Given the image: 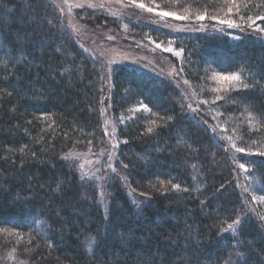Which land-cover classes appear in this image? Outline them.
I'll return each instance as SVG.
<instances>
[{
    "label": "trees",
    "instance_id": "16d2710c",
    "mask_svg": "<svg viewBox=\"0 0 264 264\" xmlns=\"http://www.w3.org/2000/svg\"><path fill=\"white\" fill-rule=\"evenodd\" d=\"M261 2L242 0L236 14L242 22L264 16ZM28 3L0 0V264H264L254 217L222 231L243 208L226 150L171 83L135 67L115 68L111 102L115 116L129 118L118 127V158L140 207L118 180L102 206L65 158L104 141L99 67L44 0ZM149 30L176 39L184 76L204 97L205 71L241 75L250 87L213 108L247 137L245 147L263 145L264 39ZM138 103L149 111H130ZM242 110L261 125L235 127ZM240 161L264 196V156L246 150Z\"/></svg>",
    "mask_w": 264,
    "mask_h": 264
},
{
    "label": "rangeland",
    "instance_id": "374dc122",
    "mask_svg": "<svg viewBox=\"0 0 264 264\" xmlns=\"http://www.w3.org/2000/svg\"><path fill=\"white\" fill-rule=\"evenodd\" d=\"M44 1L54 11L60 24L73 35L80 47L99 67L103 90L100 111L105 136L104 141L97 145L76 146L69 151L66 157L77 171L81 181L97 191L102 206L107 204L108 190L113 180H118L125 191L132 198L137 199L135 202L140 199V196L133 193L118 158V150L122 143L118 127L129 118H125L123 114L115 116L112 112L113 73L117 66L125 65L145 70L165 79L179 91L191 115L206 125L216 141L227 152V157L231 166H233L234 180L243 203L242 211L237 219L241 223L245 216L250 215L255 218L264 232V219H261V217H264V200H252L253 196L259 198L263 195L259 192L258 183L251 169L246 166L247 171L239 168V165L243 164L240 159L246 150L255 153L264 152V144L249 142L246 143L247 147H245L242 139L245 140L247 137L244 134L238 135L239 131L237 132L236 128L235 130L227 127L222 120L220 122L218 117L220 115L216 112L217 108H213L216 103L214 105L211 103V101L220 102L227 99L230 93L225 91L229 87V82L214 80L212 79L213 74H230H222L213 70L205 71V84L209 86L207 92L209 95L204 97L198 93V88L193 87L184 76L183 51L178 46L179 43L176 39L166 36L155 37L148 33L149 29L157 28L171 35L222 32L233 38H237L240 33H245L264 39V33H257L254 30L255 25L253 28L246 27L249 18L242 22L236 14L242 0H223L219 1L218 5L216 3L214 7L210 5L198 6L196 0H180L179 6L173 0H151L153 5L158 4L161 9L166 11H176L181 15L185 12L193 16L198 13H203L206 17L214 15L221 19H231L240 24L241 28L220 26L216 21L207 18L204 21L195 19L181 21L168 18L166 21L161 22V19L154 13H147L132 7L129 0ZM136 2L148 4L150 0H136ZM229 8L232 9L231 13L228 11ZM256 24H259L258 21H256ZM212 25L222 30H214ZM142 27H145L146 31H142L140 29ZM149 37L151 39H148ZM157 43L161 44L162 47L156 48ZM169 46L175 51H181V56H176L175 52H165L163 50ZM218 96L223 97V99L217 100ZM203 101H209V103H202ZM141 105L144 104L138 103L130 111H149L147 106L146 110H138ZM191 109H198V111H192ZM239 116L240 119L236 121L238 123H234L237 128L241 123L247 127L250 124L252 126L255 124L261 125L256 118L250 116L245 110H242ZM238 140L242 141L241 146L242 143L244 144L243 147H240L245 149L244 152H237L232 147L233 144L238 147ZM113 145L118 146L114 148ZM109 154H111V159H109ZM109 162L116 169L115 172L106 168V164ZM85 173H95V175L82 179ZM97 177L103 178L98 179ZM245 188H248V192L244 191ZM240 223L237 224L236 229H238ZM234 263V257H231L228 264Z\"/></svg>",
    "mask_w": 264,
    "mask_h": 264
},
{
    "label": "snow or ice",
    "instance_id": "6c2138e0",
    "mask_svg": "<svg viewBox=\"0 0 264 264\" xmlns=\"http://www.w3.org/2000/svg\"><path fill=\"white\" fill-rule=\"evenodd\" d=\"M7 2L8 3H12L13 0H7ZM34 2H35V0H29V3L26 5V7L30 8L32 3H34ZM129 2L131 4V6L134 7V8H138V9L144 11V12H147V13H154L156 16H158L161 19V22L166 21L168 18H172V19H175V20H181V21H183V20H191V19H195L197 21H204L207 18L209 20L216 21L217 24L220 25V26H227L228 28H241L242 27L240 24L235 23L231 19H221V18H219L217 16H214V15H208L206 17L205 14L198 13V14H195L193 16V15L188 14L187 12H185V14L181 15V14H178L176 11H166V10L161 9L160 5H158V4L153 5L151 3V0H150V2L148 4L143 3V2L137 3L136 0H129ZM173 2L177 6H179L180 0H173ZM257 7H264V0H262L261 4L257 5ZM228 11H229V13H231L232 9L229 8ZM237 11H239V9H237ZM256 21L264 22V16H257L255 18V20H251L249 18L247 23H246V27L247 28H253V26L255 25L254 30L257 33H264V27H260L259 24H256ZM25 22H27V21L25 20ZM48 23L52 24V21L49 20ZM212 27H213L214 30H217V31H221L222 30V29H217L215 25H212ZM148 39H151V38L149 37ZM155 47L156 48H161L162 45L157 43L155 45ZM163 50L165 52H175L176 56H181V54H182L181 51H175L171 46L166 47ZM212 79L229 82V87L227 89H225V91H227V92L240 93L242 90L248 89L250 87V85L245 84V83L242 82L241 75L238 74V73H232L230 75H220L218 73H214L213 76H212ZM220 99H223V97L218 96L217 100H220ZM202 103H209V101H203ZM211 103L214 105L216 103V101H211ZM138 110H146V106L141 105L140 109H138ZM191 110L192 111H198V109H191ZM147 131L149 133H151V132H153V128L149 127L147 129ZM124 142L126 143L127 141H124ZM117 146L118 145H113L114 148L117 147ZM232 147H234L237 152H244L245 151L244 148L236 147L235 144H233ZM257 154L260 155V156H264V152H259ZM33 155H35V153H33ZM65 158H67V157H65ZM109 159H111V154H109ZM81 167H83V165H81ZM123 167L127 168L128 166L127 165H123ZM106 168L111 170L112 172H115V170H116L114 168V166L112 165V163H110V162L106 164ZM239 168L247 171V169L245 168L244 164H240ZM94 175H95V173H85L84 176H82V179H85V178H88V177L94 176ZM97 178L98 179H102L103 177H97ZM179 187L180 186L177 185V184H173L172 185L173 189H179ZM185 191H187V189H185ZM244 191L248 192V188H245ZM257 199L264 200V196H261L259 198L256 197V196L252 197L253 201H256ZM201 203H203V201ZM137 207L138 208L140 207V204L138 202H137ZM261 219H264V217H261ZM239 223H240V221L238 219L233 221L232 223H228L226 229H222V231H232V232L235 233L236 230H237L236 226ZM92 243H93V241L90 239L88 241L89 251L92 250V248H91ZM237 243L239 244L240 241H237ZM236 255L239 257L240 253H236Z\"/></svg>",
    "mask_w": 264,
    "mask_h": 264
}]
</instances>
